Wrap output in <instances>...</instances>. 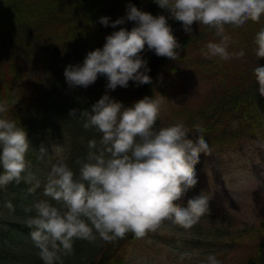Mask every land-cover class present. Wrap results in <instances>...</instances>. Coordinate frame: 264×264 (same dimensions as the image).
I'll return each instance as SVG.
<instances>
[{
    "label": "clouds",
    "instance_id": "1",
    "mask_svg": "<svg viewBox=\"0 0 264 264\" xmlns=\"http://www.w3.org/2000/svg\"><path fill=\"white\" fill-rule=\"evenodd\" d=\"M160 8L167 9L171 16L182 22L185 32H192V24L198 22L215 29L221 37L218 43L207 44L202 52L207 58L222 60L243 56V51L232 54L228 51L231 37L225 34V25L242 27L248 21L260 23L264 17V0H155ZM126 19L134 21L130 31L120 28L106 37L102 48L89 51L83 64L68 65L64 70L70 87L87 88L98 74L106 76V89L128 87L129 81L139 84L151 83L147 61L141 58L145 45L157 56L176 60L181 45L172 33L164 15L153 16L135 5L127 7ZM100 23L113 28L125 23V17L115 21L107 16ZM254 52L258 59L264 58V28L254 37ZM143 69V71H141ZM258 91L264 96V66L254 68ZM16 102V101H15ZM14 102V103H15ZM163 96L148 97L125 107L105 92L91 106L90 111L72 109L71 117L84 120V129L101 133L97 141L88 142L89 151L85 160H78V176L60 157L52 165L44 183V195L55 200L60 207L47 201H38L26 206L27 213L35 212L27 224L34 229L31 238L43 264H62L61 256L70 255L75 239L94 242L100 239L111 242L124 238L129 232L143 237L155 231L164 220L190 229L201 216L208 212L210 197L205 193L190 198L186 206L176 201L198 180L195 166L200 154H210L200 124L192 128L183 121L156 128L161 118ZM6 103H0V188L22 181L31 185L34 193L41 187L39 180L30 171L31 162L26 160L30 143L26 131L16 120L5 114ZM189 132L198 133L195 142L188 138ZM43 158L47 148H40ZM55 151L59 153L60 148ZM10 209L11 204L7 205ZM208 264H220L209 256Z\"/></svg>",
    "mask_w": 264,
    "mask_h": 264
},
{
    "label": "trees",
    "instance_id": "2",
    "mask_svg": "<svg viewBox=\"0 0 264 264\" xmlns=\"http://www.w3.org/2000/svg\"><path fill=\"white\" fill-rule=\"evenodd\" d=\"M129 4L153 16L166 17L181 45L177 49L179 57L183 49L196 43L197 37L184 34L182 22L175 20L167 9L160 8L155 0H0V103L8 105L9 111L5 115L24 128L28 140L36 133L48 134L58 128L54 119L60 113L76 109L70 103L86 88L70 87L64 76L65 68L82 65L87 53L102 48L106 37L113 32L120 28L130 31L136 26L134 21L126 19ZM104 16L110 22L125 17V23L115 28L111 23L104 26L100 23ZM202 27L204 30L210 28ZM261 28H264V17L260 23L248 21L242 27L225 25V34L232 40L228 50H235L234 54L243 51L244 55L234 56L233 61L238 59L234 64L219 57L208 58L205 62L211 65L213 61L210 71L217 74L220 82L215 86L211 99L190 111L191 118L184 124L188 128L200 124L202 135L211 147L238 146L244 141L264 137V96L259 94L253 71L258 65L264 66V58L258 59L254 52V37ZM211 30L215 32L214 28ZM141 58L147 61L149 71L146 74L151 77V83L138 85L130 80L126 88L117 86L115 90H109L106 89L107 77L98 74L86 92V96L90 95V102L99 100L106 91L125 107L145 96L158 97L160 79L173 59L157 56L147 45L141 52ZM224 72L229 74L224 76ZM155 127H163L162 118ZM63 131L70 146L69 158L65 160L69 165L77 149L70 134ZM198 135L189 132L188 138L195 142ZM90 140L94 138L90 136ZM38 155L39 149L30 145L26 157L36 160ZM23 183L12 182L6 188H0V209L10 201V210L16 209L20 202L17 193L23 189ZM137 239L131 232L111 242L98 237L95 244L86 246L84 241L75 239V259L64 261L62 258L74 255H62V264H127L129 245ZM3 249L0 247V261ZM33 264H43V261L37 257ZM241 264H264V239L257 242L255 252Z\"/></svg>",
    "mask_w": 264,
    "mask_h": 264
},
{
    "label": "rangeland",
    "instance_id": "3",
    "mask_svg": "<svg viewBox=\"0 0 264 264\" xmlns=\"http://www.w3.org/2000/svg\"><path fill=\"white\" fill-rule=\"evenodd\" d=\"M202 26L194 22L191 33L182 28L184 34L197 37V41L169 63L166 74L160 79L158 97L163 96L164 100L161 111L163 127L188 121L191 118L188 113L210 100L220 82L217 74L210 71L213 61L211 65L205 63L208 58L202 52L207 51L203 44L219 42L221 37L211 28L204 30ZM228 51L234 54L235 50ZM233 58L229 59L230 64L238 60L233 61ZM224 73V76L229 74ZM89 89H82L84 92L76 95L70 103L76 108L77 115L84 110L90 111L98 101L90 102V95L86 96ZM53 122L58 128L29 138L31 146L48 150L43 158L40 151L36 160L26 157L31 162L30 171L41 180V187L29 193L31 185L24 182L23 189L17 193L20 202L16 209L11 211L7 206L12 204L11 201L0 209V247L4 248L1 264H33L35 258L40 257L31 238L34 229L27 224L35 212L27 213L24 208L38 201L60 207L55 200L44 195V183L52 165L60 157L64 161L69 158V141L63 130L70 134L77 149L74 160L68 165L77 176L80 168L77 161L86 159L90 136L99 144L101 133L84 129V120L79 116L60 113ZM57 147L61 149L59 153L55 151ZM209 147L211 153L202 152L195 166L197 184L176 201L186 206L190 198L205 193L210 197L208 212L190 229L181 228L171 220L162 221L155 231H148L129 245L127 264H208L209 256H214L220 264H241L255 252L257 242L264 239V137L244 141L238 146ZM11 196L12 192L8 197ZM98 237L97 234L95 241ZM80 240L85 246L95 244V241ZM75 250L77 246L73 244L71 254L74 256L62 260L73 261Z\"/></svg>",
    "mask_w": 264,
    "mask_h": 264
}]
</instances>
